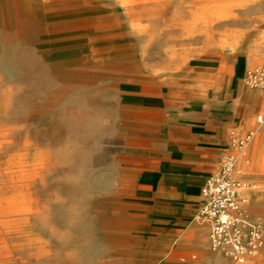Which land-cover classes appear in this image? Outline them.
<instances>
[{
    "label": "rangeland",
    "instance_id": "rangeland-1",
    "mask_svg": "<svg viewBox=\"0 0 264 264\" xmlns=\"http://www.w3.org/2000/svg\"><path fill=\"white\" fill-rule=\"evenodd\" d=\"M253 3L0 0V264H133L115 200L118 148L141 117L130 98L204 95L190 61L205 51L230 68L248 53L246 73L264 65V22L247 27ZM223 75L227 88L233 72ZM254 90L263 110L233 175L261 191L244 206L264 227V88ZM221 257L264 264V249L244 263Z\"/></svg>",
    "mask_w": 264,
    "mask_h": 264
},
{
    "label": "crops",
    "instance_id": "crops-1",
    "mask_svg": "<svg viewBox=\"0 0 264 264\" xmlns=\"http://www.w3.org/2000/svg\"><path fill=\"white\" fill-rule=\"evenodd\" d=\"M255 1L246 12L252 30L264 22V0ZM225 56L205 51L190 61L192 82L204 83V95L150 90L130 98V109L141 117L132 118L134 126L118 148L115 168L121 186L115 200L125 233L123 247L133 264L222 262L209 244L210 224L197 217L204 200L202 188L228 155L236 157L235 169L243 165L246 152L238 141L252 133L256 114L263 110L257 103L259 92L245 90L244 75L252 56L247 53L231 68ZM228 69L234 78L226 88L223 72ZM212 88L219 90L212 94ZM260 193L242 190L246 199Z\"/></svg>",
    "mask_w": 264,
    "mask_h": 264
},
{
    "label": "built area",
    "instance_id": "built-area-1",
    "mask_svg": "<svg viewBox=\"0 0 264 264\" xmlns=\"http://www.w3.org/2000/svg\"><path fill=\"white\" fill-rule=\"evenodd\" d=\"M246 82L250 88H264V65L249 70ZM250 138L251 133L244 136L239 146L243 148ZM235 167L236 157L228 155L222 167L207 179L197 217L210 224L209 244L213 251L244 263L264 249V227L246 216L247 200L242 194L246 184L232 176Z\"/></svg>",
    "mask_w": 264,
    "mask_h": 264
},
{
    "label": "bare ground",
    "instance_id": "bare-ground-1",
    "mask_svg": "<svg viewBox=\"0 0 264 264\" xmlns=\"http://www.w3.org/2000/svg\"><path fill=\"white\" fill-rule=\"evenodd\" d=\"M245 207V206H244ZM246 209V208H245ZM260 253V252H259Z\"/></svg>",
    "mask_w": 264,
    "mask_h": 264
}]
</instances>
